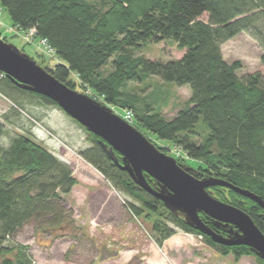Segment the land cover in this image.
<instances>
[{
	"label": "trees",
	"instance_id": "trees-1",
	"mask_svg": "<svg viewBox=\"0 0 264 264\" xmlns=\"http://www.w3.org/2000/svg\"><path fill=\"white\" fill-rule=\"evenodd\" d=\"M0 6L8 11L15 29H35V40L58 57L61 63L47 70L59 81L77 91L79 86L90 89L111 108L131 111L132 125L170 141L199 161L198 169L192 168L197 177L226 181L264 200V79L260 73L241 77L242 63L226 61L222 51L226 41L250 32L262 48L264 64V0H0ZM3 39L8 42L6 36ZM164 40L184 50L182 57L162 62L136 53L148 43ZM151 76L191 89V96L171 119L161 113L160 93L142 95L130 87L131 83L147 86ZM0 93L13 103L15 114L35 123L40 119L30 114L24 95L61 108L50 98L19 87L2 71ZM5 119L10 121L8 114ZM199 126L207 130L201 139L196 137ZM4 133L0 120V264H31L26 248L9 247L7 239L31 221L36 230L53 236H76L73 210L66 199L78 179L71 165L36 141L31 131L17 134L8 146L1 142ZM88 134L90 146L77 154L123 196L134 217L150 222L157 246L181 230L202 236L222 255L232 254L236 260L255 254L246 245L215 243L187 225L182 213L169 210L114 163L99 136ZM157 147L165 153L172 149ZM115 155L121 162L122 156ZM147 178L158 187L155 179ZM208 191L246 211L264 233V208L257 202L222 185ZM200 217L226 235L209 216L200 213ZM258 261L264 264V259Z\"/></svg>",
	"mask_w": 264,
	"mask_h": 264
},
{
	"label": "rangeland",
	"instance_id": "rangeland-1",
	"mask_svg": "<svg viewBox=\"0 0 264 264\" xmlns=\"http://www.w3.org/2000/svg\"><path fill=\"white\" fill-rule=\"evenodd\" d=\"M0 11L1 38L6 36L9 43L33 57L45 69L61 63L47 45L35 40V37L28 40L26 32L15 29L4 7L0 6ZM222 51L226 61L242 63L238 71L241 77L260 73L264 79V64L260 59L262 48L250 32L243 31L226 41ZM136 53L168 62L181 58L184 50L179 49L174 42L164 40L148 43ZM146 82L147 86L131 83L130 87L142 95L153 91L160 93L162 99L159 108L167 119L173 118L191 96L189 86L164 83L157 76H151ZM78 91L103 100L88 88L79 86ZM24 98L26 108L40 122L35 123L24 114H15L13 103L0 93V120L5 126L2 144L8 146L17 134L31 131L36 141L71 165L78 179L66 199L67 207L73 210L76 236H53L36 230L35 223L31 221L19 227L7 239L6 245L9 247L26 248L32 259L31 264H259L256 254L236 260L232 254L222 255L202 237L181 230L165 241L162 247L157 246L150 234V222L134 217L124 208L123 196L113 189L98 170L77 154L78 150L91 144L87 129L57 106L42 104L39 99L28 95H24ZM113 109L121 116L124 114L122 109ZM6 114L10 121L5 119ZM197 131L200 133V136H196L198 139L207 132L203 126L197 127ZM142 132L158 146L172 148L166 154L180 157L183 159L181 163L198 169L201 163L188 158L170 141Z\"/></svg>",
	"mask_w": 264,
	"mask_h": 264
},
{
	"label": "water",
	"instance_id": "water-1",
	"mask_svg": "<svg viewBox=\"0 0 264 264\" xmlns=\"http://www.w3.org/2000/svg\"><path fill=\"white\" fill-rule=\"evenodd\" d=\"M0 71L19 87L50 98L87 131L99 136L114 163L169 210L182 213L187 225L209 236L215 243L249 246L264 259V233L253 218L237 206L216 198L208 188L214 185L228 187L264 208L261 196L214 177H197L191 167L179 164L175 157L163 152L109 105L59 81L33 57L1 37ZM116 152L122 156L121 162ZM147 176L155 179L158 187L152 186ZM200 213L209 216L214 226L223 228L226 235L207 225Z\"/></svg>",
	"mask_w": 264,
	"mask_h": 264
},
{
	"label": "built area",
	"instance_id": "built-area-1",
	"mask_svg": "<svg viewBox=\"0 0 264 264\" xmlns=\"http://www.w3.org/2000/svg\"><path fill=\"white\" fill-rule=\"evenodd\" d=\"M1 14V13H0ZM35 29H31L30 31L26 32V37L28 40L33 39L35 34ZM30 38V39H29ZM125 120H127L129 123L132 122V112L131 111H125V113L122 116ZM202 237V236H200Z\"/></svg>",
	"mask_w": 264,
	"mask_h": 264
},
{
	"label": "crops",
	"instance_id": "crops-1",
	"mask_svg": "<svg viewBox=\"0 0 264 264\" xmlns=\"http://www.w3.org/2000/svg\"><path fill=\"white\" fill-rule=\"evenodd\" d=\"M122 204H123L124 208H126L125 205H124V201H122ZM126 209H127V208H126Z\"/></svg>",
	"mask_w": 264,
	"mask_h": 264
}]
</instances>
